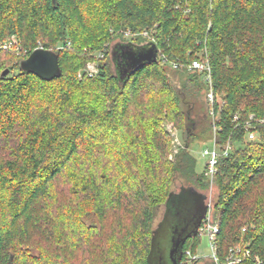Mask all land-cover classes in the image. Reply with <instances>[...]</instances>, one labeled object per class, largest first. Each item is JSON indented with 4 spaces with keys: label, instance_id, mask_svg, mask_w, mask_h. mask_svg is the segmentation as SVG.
Instances as JSON below:
<instances>
[{
    "label": "trees",
    "instance_id": "1",
    "mask_svg": "<svg viewBox=\"0 0 264 264\" xmlns=\"http://www.w3.org/2000/svg\"><path fill=\"white\" fill-rule=\"evenodd\" d=\"M13 36L21 53L0 51V264H149L177 177L209 187L189 152L205 121L221 152L219 262L236 247L235 264H264V0H0V42ZM59 41L70 42L57 51L60 78L20 69L38 42ZM151 43L157 62L126 68L121 53ZM194 60L210 84L167 70ZM92 61L97 73L80 79ZM165 121L184 135L174 161ZM204 225L182 252H197Z\"/></svg>",
    "mask_w": 264,
    "mask_h": 264
},
{
    "label": "rangeland",
    "instance_id": "2",
    "mask_svg": "<svg viewBox=\"0 0 264 264\" xmlns=\"http://www.w3.org/2000/svg\"><path fill=\"white\" fill-rule=\"evenodd\" d=\"M70 46V42L59 41L55 46H53L52 50L57 53V51L62 50L63 48H67ZM43 48L42 44L38 42V48ZM21 53V52H20ZM19 53V54H20ZM99 59L103 58L102 54L98 55ZM168 64V72H172L169 69ZM89 67H96L97 69V62L92 61L89 62L85 69H83L79 74L78 77L81 79L84 75H88V68ZM171 67V66H170ZM174 69L173 67H171ZM177 70V69H174ZM86 72V73H85ZM85 73V74H84ZM202 100L205 101V95H202ZM209 99V97H208ZM205 123H207L205 121ZM205 123L201 128L195 132V135L190 142V149L189 152L194 158L197 160V171L199 173L203 172L205 168V159L202 158L201 152L204 148L209 147L211 148L215 141V130L211 127L208 128ZM163 128L170 136L172 150L168 157L170 161H174V158L184 149V135L180 129L174 126L173 123L165 121L163 123ZM205 175V170H204ZM206 177V175H205ZM207 178V177H206ZM209 187L207 190L197 191L191 186H186L184 181L177 177L175 181V187L172 186L173 191L166 202L165 205H162L158 208L156 218L154 220V232H153V250L152 254L149 257V264H159L158 258L159 256H163L165 264H172L169 260V254L171 251L172 246V227L177 226L181 223V219L185 210L189 212V223L190 226L194 227L197 225L199 219L205 214L206 212V205L211 203L212 207L210 208V220L217 224L214 220V201L216 196V189L214 182L209 180ZM171 217V218H170ZM87 224H95L97 223L96 218L93 215H90L85 219ZM205 227V225H204ZM158 244V246H157ZM215 250L217 253V246L215 245ZM232 250H236L235 248H231ZM214 252V251H213ZM212 252L211 244L209 238L207 237L206 233L203 232L201 234V243L193 256L197 257L198 263L197 264H212L216 263V261H220L219 258H214V253ZM230 255V253H229ZM228 255V257H230ZM227 260V258H226ZM196 260H187L186 264H192ZM236 262H234L235 264ZM185 264V263H184Z\"/></svg>",
    "mask_w": 264,
    "mask_h": 264
},
{
    "label": "water",
    "instance_id": "3",
    "mask_svg": "<svg viewBox=\"0 0 264 264\" xmlns=\"http://www.w3.org/2000/svg\"><path fill=\"white\" fill-rule=\"evenodd\" d=\"M121 54L123 64L126 66V68L134 70L145 63L157 62L158 49L154 43H151L141 49H126ZM19 67L23 72L35 74L46 81H51L62 76V69L59 64V56L52 50H34L28 58L20 62ZM9 73V70H5L4 72H2V77H6L7 75H9ZM207 212L208 208L206 205L205 214H203V216L199 219L197 225L192 227L189 223V212L185 210V213L183 214L181 219V223L171 228L172 246L169 254V260L172 264L180 263L182 257V253L180 256H178L180 249L182 250L185 241L192 237L198 231L200 223L203 222ZM158 262L159 264H165L163 256H159Z\"/></svg>",
    "mask_w": 264,
    "mask_h": 264
},
{
    "label": "built area",
    "instance_id": "4",
    "mask_svg": "<svg viewBox=\"0 0 264 264\" xmlns=\"http://www.w3.org/2000/svg\"><path fill=\"white\" fill-rule=\"evenodd\" d=\"M126 36L128 38H134V35H132L130 32H128L126 34ZM143 36L145 38H147L148 40H152L149 37L148 33H144ZM38 49H42L41 47ZM0 51H12V52H16V53H20L21 52V47L20 44L17 40V38L15 36L7 39L4 42H0ZM165 63H167L166 58L161 57ZM171 67H173L174 69H181V68H187L188 71H198L204 74V80L210 84V67L208 65V63H205L201 60H194L189 64H181V63H176V62H171L169 64ZM96 67H89L88 68V75L89 76H93L94 74L97 73ZM208 97L209 100L211 102H213V93L212 91H209L208 93ZM210 116L213 118V120H215V114L214 111L212 110L210 112ZM253 118V116H251V119ZM248 128L251 129V126H249ZM215 132L217 130V128H214ZM248 139L249 140H255L256 139V134L252 131L249 132L248 134ZM232 150V146L228 145L226 150L223 152V155H228V153ZM221 152L220 150L217 148L215 141L214 144L212 145L211 148L206 147L203 149V151L201 152V156L203 159H205L206 163H205V175L206 177L213 181L214 176L217 173V164H218V158L220 156ZM212 202H210V204H208L207 208H208V212L204 218V223H205V227H204V232L206 233L207 237L209 238L210 244H211V248H212V252L214 253V258L217 259V253L215 250V245H216V241H217V236L219 233V227L217 224H215L213 221L210 220V208L212 207L211 205ZM240 252L239 249L236 250H232L230 252V257H227V260L224 264H234V262H240L241 260L239 259L238 253ZM183 255L189 260H197L196 256H193L192 253L190 251H185L183 252ZM248 255V253L246 254ZM257 262L260 263L259 259H257ZM216 264H222L219 261H216Z\"/></svg>",
    "mask_w": 264,
    "mask_h": 264
},
{
    "label": "flooded vegetation",
    "instance_id": "5",
    "mask_svg": "<svg viewBox=\"0 0 264 264\" xmlns=\"http://www.w3.org/2000/svg\"><path fill=\"white\" fill-rule=\"evenodd\" d=\"M181 253H182V255H183V252H182V250L180 249V251H179V253H178V256H180ZM180 262H181V261H180ZM182 264H184V263H182Z\"/></svg>",
    "mask_w": 264,
    "mask_h": 264
}]
</instances>
